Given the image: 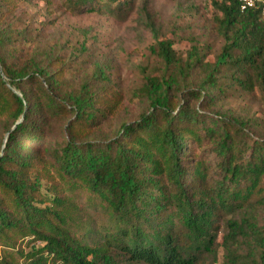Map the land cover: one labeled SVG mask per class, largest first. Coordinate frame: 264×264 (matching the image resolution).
<instances>
[{
  "label": "trees",
  "instance_id": "obj_1",
  "mask_svg": "<svg viewBox=\"0 0 264 264\" xmlns=\"http://www.w3.org/2000/svg\"><path fill=\"white\" fill-rule=\"evenodd\" d=\"M62 1L114 14L140 0ZM35 4L0 0V264H203L220 247V264H264V120L229 106L258 92L264 116L260 6L212 2V60L148 26L160 63L127 124L105 68L76 77L81 52L40 42L45 22L23 9Z\"/></svg>",
  "mask_w": 264,
  "mask_h": 264
},
{
  "label": "rangeland",
  "instance_id": "obj_2",
  "mask_svg": "<svg viewBox=\"0 0 264 264\" xmlns=\"http://www.w3.org/2000/svg\"><path fill=\"white\" fill-rule=\"evenodd\" d=\"M213 1L219 0H140L132 12L114 14L95 11L72 14L62 0H35L34 6L23 9L37 21L45 22L41 26L42 36H38L40 42H59L64 56L82 53L81 65L73 64L74 76L94 71L97 65L106 69L112 84L124 97L117 123L128 124L136 121L145 108V104L130 100L132 91L141 84L142 72L148 73L160 63L148 26L157 29L159 39H171L181 54L189 49L191 40L204 45L210 50L208 59L212 60L223 44L213 20L216 13ZM229 106L264 120L258 92L252 95L234 92ZM89 212L97 220L101 218L93 209L89 208ZM235 248L241 255L245 245L239 243ZM224 254L220 247L216 257L203 264H220Z\"/></svg>",
  "mask_w": 264,
  "mask_h": 264
},
{
  "label": "built area",
  "instance_id": "obj_3",
  "mask_svg": "<svg viewBox=\"0 0 264 264\" xmlns=\"http://www.w3.org/2000/svg\"><path fill=\"white\" fill-rule=\"evenodd\" d=\"M240 4V9L242 11L253 8L256 5L260 6L261 9V16L264 19V0H237Z\"/></svg>",
  "mask_w": 264,
  "mask_h": 264
},
{
  "label": "water",
  "instance_id": "obj_4",
  "mask_svg": "<svg viewBox=\"0 0 264 264\" xmlns=\"http://www.w3.org/2000/svg\"><path fill=\"white\" fill-rule=\"evenodd\" d=\"M0 75H1L2 78H4V75H3V73H2L1 66H0ZM13 129H14V127H13L11 130H13ZM11 130L5 135L4 142H5L6 138H7V135L11 132Z\"/></svg>",
  "mask_w": 264,
  "mask_h": 264
}]
</instances>
